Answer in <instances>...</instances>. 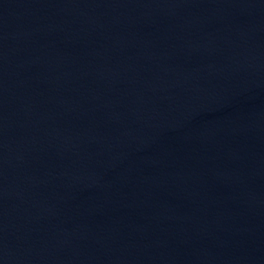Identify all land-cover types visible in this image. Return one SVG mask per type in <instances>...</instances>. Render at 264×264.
<instances>
[{"label":"water","instance_id":"water-1","mask_svg":"<svg viewBox=\"0 0 264 264\" xmlns=\"http://www.w3.org/2000/svg\"><path fill=\"white\" fill-rule=\"evenodd\" d=\"M0 264H264V0H0Z\"/></svg>","mask_w":264,"mask_h":264}]
</instances>
